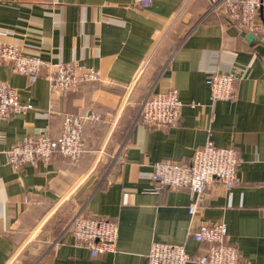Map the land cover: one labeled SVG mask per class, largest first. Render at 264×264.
<instances>
[{
  "label": "crops",
  "instance_id": "0c3cea01",
  "mask_svg": "<svg viewBox=\"0 0 264 264\" xmlns=\"http://www.w3.org/2000/svg\"><path fill=\"white\" fill-rule=\"evenodd\" d=\"M211 0H0V41L52 62L101 71L67 94L52 91L46 68L35 79L0 60L28 108L0 118V264H148L153 242L197 254L201 225L225 222L240 264H264V42L209 9ZM260 17V14H259ZM237 72L236 97L212 103L207 76ZM176 89L183 102L173 126L138 121L150 91ZM96 111L83 125L78 160L56 153L16 169L8 150L27 135L59 137L67 115ZM208 139L232 146L241 181L155 189L156 162L190 163ZM111 218L116 250L92 256L65 231L71 217ZM187 264H200L191 260Z\"/></svg>",
  "mask_w": 264,
  "mask_h": 264
},
{
  "label": "built area",
  "instance_id": "2783aa9c",
  "mask_svg": "<svg viewBox=\"0 0 264 264\" xmlns=\"http://www.w3.org/2000/svg\"><path fill=\"white\" fill-rule=\"evenodd\" d=\"M152 0H135V6H147ZM209 9L234 22L242 34L249 33L264 42V0H211ZM260 14V17H259ZM0 60L10 62L13 68L31 79L37 78L48 68L52 91L67 94L82 82L101 80V71L78 61L48 62L39 56L24 53L17 45L0 41ZM237 72L213 73L207 76L211 102L232 100L236 97ZM183 102L176 89L166 92L150 91L144 98L138 113V121L149 127L173 126L181 116ZM28 106L20 99L17 90L8 82L0 81V118L15 116ZM101 114L91 111L81 115H67L64 130L59 137L48 133L27 135L7 152L9 162L19 169L25 163L48 162L54 154L62 153L78 160L85 151L83 125L86 120L99 119ZM238 157L232 146L217 145L208 139L196 148L190 163L181 164L172 160L156 162L152 178L155 189L190 188L196 196L190 205L194 214L202 196L215 182L220 181L231 189L241 181L237 173ZM70 231L76 241L85 242L92 256L116 250L118 226L111 218H86L74 214L65 231ZM197 242L208 246L197 254L187 252L184 245L153 242L148 253V264H187L196 260L200 264H240V252L236 245L227 241L225 222L201 225L193 232Z\"/></svg>",
  "mask_w": 264,
  "mask_h": 264
}]
</instances>
